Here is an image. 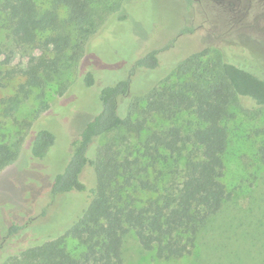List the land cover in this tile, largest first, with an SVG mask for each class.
<instances>
[{
  "label": "trees",
  "instance_id": "1",
  "mask_svg": "<svg viewBox=\"0 0 264 264\" xmlns=\"http://www.w3.org/2000/svg\"><path fill=\"white\" fill-rule=\"evenodd\" d=\"M99 2L48 0L43 7L36 0H0L2 28L11 45L16 50H35L26 64L12 66V51L0 47L5 55L0 64L7 66L0 69V89L16 77L22 79L14 92L0 94L3 115L14 117L35 91L40 112L49 108L48 89L57 87L58 93H66L90 37L105 22ZM159 52L149 51L137 66L145 71L156 68ZM207 54L208 49H203L180 59L162 79L132 95L127 113L122 102L130 96L129 78L101 89V108L73 141L72 155L51 189L52 198L70 191L89 192L85 208L63 234L36 238L0 264H124L123 245L129 232L159 258L193 251L202 231L230 198L223 180L229 140L226 123L236 115L239 100L250 98L264 106V78L224 59L223 52L214 62L219 69L213 72L204 59ZM83 77L86 86L95 84L93 71ZM184 110L195 112L202 125L186 133L175 125L156 126L157 116L174 120ZM39 117L25 120L23 129L9 139L0 138V171L21 155L27 135L32 156H46L56 136L37 127ZM112 132L116 135L95 147L97 138ZM166 158L168 171L152 175ZM88 167L95 173L90 188L82 178ZM46 213L44 208L42 216ZM22 227L9 228V241H18ZM68 238L82 247L79 254L70 251Z\"/></svg>",
  "mask_w": 264,
  "mask_h": 264
},
{
  "label": "rangeland",
  "instance_id": "2",
  "mask_svg": "<svg viewBox=\"0 0 264 264\" xmlns=\"http://www.w3.org/2000/svg\"><path fill=\"white\" fill-rule=\"evenodd\" d=\"M36 1L47 6L48 0ZM206 3L205 0H101L98 10L105 22L90 37L85 54L70 75L71 85L66 93L61 95L57 87L48 89L49 108L43 112L36 91L14 117L3 115L0 106V138L9 139L23 129L25 120L32 121L37 115H40L37 127L48 128L56 136L46 156L36 158L30 152L27 135L21 155L0 171V262L36 238L63 234L85 208L89 192L70 191L52 198L51 189L56 175L65 169L72 155L73 141L99 112V92L105 85L130 79V96L122 102L127 113L132 95L162 79L177 59L195 51L208 49L204 59L213 72L219 69L214 62L223 52L224 59L230 61L247 56L249 67L264 74V37L248 35L228 41L227 36L232 34L229 16L219 13L214 2ZM2 24L0 17V47L12 51V66L26 64L35 50L31 47L16 50ZM191 28L195 32L179 35ZM169 45H173L171 50H167ZM153 49H160L159 68L145 71L138 67L137 60ZM4 56L1 54L0 62ZM6 67L0 64V69ZM88 70L96 77L95 84L89 87L83 77ZM21 81L16 77L9 87L0 89V94H11ZM234 111L236 115L226 123L229 140L224 154L223 180L230 198L202 231L196 247L183 257L159 258L154 251L144 249L137 236L129 232L123 245L124 264H264V106L247 98L239 100ZM155 124L179 126L186 133L202 122L195 112L184 110L174 120L157 116ZM114 135L116 132L100 136L93 144L97 147ZM168 169L166 158L151 174L166 173ZM94 174L88 167L82 175L88 188L93 185ZM44 208L47 213L42 216ZM13 224L23 226L16 242L9 241V228ZM67 244L75 255L82 249L73 238H68Z\"/></svg>",
  "mask_w": 264,
  "mask_h": 264
},
{
  "label": "flooded vegetation",
  "instance_id": "3",
  "mask_svg": "<svg viewBox=\"0 0 264 264\" xmlns=\"http://www.w3.org/2000/svg\"><path fill=\"white\" fill-rule=\"evenodd\" d=\"M191 0H187V2ZM202 1V0H199ZM207 5L214 2L219 8V13H225L229 16V30H232V34L227 36L228 41L234 42V40L243 39L248 35L256 38L264 37V0H205ZM224 15V14H223ZM195 29H188L182 31L179 35L184 33H193ZM230 33V32H229ZM223 42V41H222ZM221 42V43H222ZM175 45V44H174ZM221 45V44H220ZM173 45H169L167 50H171ZM160 54V52H159ZM181 59V58H180ZM180 59H177L172 65L178 63ZM262 59V58H258ZM239 66L252 71L253 73L264 78V74L258 68L251 69L250 63L247 62V56L239 58V61L231 60ZM161 60H159V65L152 69L156 70L159 68ZM141 68L145 69L141 66Z\"/></svg>",
  "mask_w": 264,
  "mask_h": 264
}]
</instances>
